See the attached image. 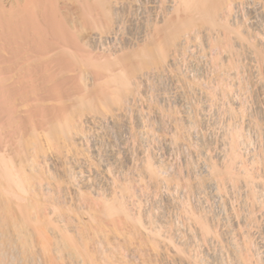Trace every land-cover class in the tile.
<instances>
[{
	"label": "bare ground",
	"instance_id": "bare-ground-1",
	"mask_svg": "<svg viewBox=\"0 0 264 264\" xmlns=\"http://www.w3.org/2000/svg\"><path fill=\"white\" fill-rule=\"evenodd\" d=\"M243 1L246 0H168L166 4L162 3L164 5V7L162 6L165 11L164 15L161 13L162 17L160 18L159 15L160 19L153 17L156 21L153 18L152 21L151 18H148L150 20L149 24L146 22L147 19L144 20L148 25L143 22L146 25H143L146 30L142 32V35H139L141 33L140 27H142L139 22L143 19L138 21L134 16L137 15L141 18L138 13L135 14L141 8V6L137 8L139 3H136L135 0H0V264H99L100 262L94 256L96 252L104 256L101 255L102 257H100L104 261L101 264H126V260L122 258L119 261L115 260L114 252H117L116 249H121L122 243L128 242L127 240L134 241L138 250L146 249L144 246L148 245L160 264H211L208 261H203L202 258L198 260L196 255L197 259L192 260V257L190 258L192 251L189 256L187 254L188 251L190 252L188 248L191 249L190 246L188 247L190 242L186 243L187 240L185 242L181 237H178V241L171 239L172 234L175 233H172L173 229L169 228L172 226L166 224L171 219L165 217L168 220L167 222L164 219V213V216H161V213L158 214L159 212L156 213L155 211L154 218L153 212L150 214L147 212L146 214L144 210L141 211L142 208L133 207V205H138L139 201L137 200V203L134 204L136 201L131 200L134 193L132 192L131 183L127 180V173L125 172V174L122 171L125 175L118 177L119 170L122 169L120 168L122 162H125V160L130 162L132 157L129 155L128 147L124 150L125 152L121 151V153L123 152V156H121L118 152L119 149L116 151L115 148L113 149L110 146L109 151H106V149L104 151L103 147L101 148L102 144L92 145L95 142H92V139L99 137V134L101 137L102 134L105 135V133L111 131L120 132L121 134L124 130L129 131L137 138L139 137L137 136L139 132L136 127L141 123L140 115H136V120L133 121L130 118L132 114L129 115L128 113V111L131 113L132 111L126 109L127 103L131 102L129 98L133 100L134 93L138 91L136 89H139L137 87H141L140 84L137 86V78L141 79L142 75L148 70L151 71V69L155 70V74L157 72L161 74L160 68L165 67L163 71L170 69L169 65L173 68V64L169 61L170 58L171 61L175 59L173 52L175 54L178 49L181 51V47L183 48L181 52L184 48L187 49L189 39L195 40L205 35L206 37H204L211 45L214 47L222 46L229 51L231 65L235 67L241 65L242 67L245 64L242 65L241 62V51L235 47L233 38L245 39L243 33L247 32L249 42H246L248 45L250 43V47L255 54L251 53L252 57L256 56L257 60L260 59L259 62L264 61V36L252 27L249 29V25L247 26L248 29L246 28L247 30L243 32L244 25L239 24L240 20L236 19V14H238H235V12H238L236 9L239 8L241 3H244ZM252 2L250 4L253 5L261 3L258 7L256 6L258 11H256V8L254 11L259 12L260 16L264 18V0H252ZM254 2L256 3L254 4ZM248 3L247 5H249ZM158 6L162 8L161 5ZM236 6L238 7L236 8ZM243 7L241 6L242 10H244ZM251 9L249 8L248 12L251 11L250 16H253L254 11ZM234 14L236 15L235 18ZM250 16L251 19L252 16ZM254 17L256 19L253 18L255 23L258 24L256 15ZM260 18L258 21L261 20ZM254 20H251L252 25ZM262 20L261 22L264 24V19ZM133 22L137 25V28L132 25ZM243 22L245 21L243 20ZM126 23L131 25L126 26ZM138 24L140 27H138ZM125 26L126 30L129 29L133 32L137 29L136 31L139 30V33L136 34V31L133 33L131 31L126 32ZM129 27L135 29L132 30ZM256 27L253 26V28L259 30ZM205 29L210 32L213 31L209 34ZM254 32L258 33L259 36H263L262 39L258 38L261 46L256 40V37L259 36L256 34L255 36ZM186 43L187 46L184 47ZM250 57L247 59H250ZM176 60L177 58L175 63ZM178 66L177 68H180ZM179 70L181 74V69ZM160 74L155 76L161 77ZM176 74H178L177 71ZM182 75H184L182 76L184 81L181 80V82H185V87L193 93V96L195 97V94L198 93L199 97H203L206 91L196 90V88L201 87L198 84L200 82L197 83V77H193L196 82L191 78L200 87L193 84V81L190 83L192 79L187 76V73ZM184 77H189L190 81H185ZM236 78L238 77L236 76ZM218 83L220 82L218 81ZM227 85L222 87L223 94H229L231 90L232 85L230 87ZM215 91H210L211 95ZM138 95L140 96V94ZM178 99L180 106H186L185 109L187 110L190 101L186 103L182 95ZM201 100H205V97ZM200 101L195 105L199 107L201 104L205 105L206 100L198 105ZM233 101L236 102L237 100L233 99ZM230 103H228V108L225 109L231 113L233 112V114L236 112L234 110L238 109L239 112L243 107V102L235 103L236 105L232 106ZM238 104L240 108L237 106ZM222 105L224 106V104ZM233 106L238 108L236 109ZM194 108L197 109L195 106ZM194 108L190 107L188 109L193 112ZM181 110L184 111V107ZM203 110H201L202 114H204ZM191 112L190 114L186 113L185 119L183 115L181 116L182 121L186 120V126L193 125L196 122H201L204 125L202 120L205 121V119L201 118V113L198 116L197 114H191ZM241 113L244 112L241 111ZM202 117L205 116L202 115ZM257 119L255 118L254 122L261 123L258 117ZM227 122H230V120ZM254 122L252 121L251 124ZM259 128L262 130L263 127L259 126ZM241 130L242 127L236 125L225 130L228 134L226 136V132L224 133L223 139L227 138L222 151L215 155L204 156L207 157L205 163L202 161L205 165H202L203 169L201 168L195 173L193 183L200 189H210L208 191L214 194H221L226 190L228 191L229 186L235 188L236 181L243 180L245 186H247L248 194L246 196L250 200L248 202L252 201V203L264 208V180L262 179L261 190H258L254 184L252 186L251 183H254L252 177H255V175L252 176V172L249 170L251 167L246 165L248 162H244L247 160L243 161L241 155L244 153L240 154L239 152V148H242V145L247 142L246 137L244 139V135H242L243 130ZM124 142L121 140V143ZM206 146H208L207 143ZM202 148L203 146L200 150ZM143 158V161H141L143 171L147 172L155 189L159 187L158 185L161 182L164 183L172 179L168 174L167 176L162 175L161 166L163 162L162 164H156L158 161H154V158L151 159L152 157L150 158L149 155ZM263 160L260 162H263ZM255 161L253 159V162ZM123 167L125 168V166ZM138 169L136 170L138 171ZM96 182L97 186H93L96 185ZM81 200L86 205L82 206ZM170 201L172 202V200ZM167 205L169 204L167 203ZM187 205L189 203L184 205L183 209L190 219L192 218L199 226L203 238L201 239L205 240L209 236L219 237L221 231L216 229L215 226L219 222H213L212 217L206 213L207 211L198 214L193 211V208V210L191 209V205ZM152 209L151 211H153ZM242 210L246 212V208ZM251 212H247L245 216V223L249 225L248 229L244 230L243 228L244 231L241 230V234L235 230V235L236 233L239 235L237 234L235 237L232 233L233 236H230L231 239L228 241L230 245L225 240L223 241L229 246L232 251L230 252L233 253L232 256L234 255L242 264H264V255L261 253L263 250L260 251L257 246L258 242L262 243L263 241L261 239L259 241V237L263 238L264 223L254 225L255 221ZM229 221L231 220L229 219ZM238 226L240 227V225ZM238 226L237 228H239ZM174 228L177 227L174 226ZM170 229H172V232ZM230 230L232 229L230 228ZM228 231L226 232L228 233ZM231 232L233 231H229V233ZM175 235L174 237H176ZM238 236L241 237L239 238L241 240L237 238ZM117 238H119L118 241H113ZM103 240L109 245V247L105 245L109 248V253L105 252L104 248L106 247L103 248L102 246ZM93 244H98L96 250H94L95 247L91 248ZM123 252L120 253L123 254ZM123 256L125 257V255ZM195 256L193 255V258ZM219 263L221 264V262ZM127 264L129 263L127 262Z\"/></svg>",
	"mask_w": 264,
	"mask_h": 264
},
{
	"label": "rangeland",
	"instance_id": "rangeland-1",
	"mask_svg": "<svg viewBox=\"0 0 264 264\" xmlns=\"http://www.w3.org/2000/svg\"><path fill=\"white\" fill-rule=\"evenodd\" d=\"M128 1V0H127ZM140 1V2H139ZM142 1V2H141ZM150 0H135L136 3H139L137 4V8H139L141 6V8H139L138 12H136L135 14L138 13V16H141V18L137 17V15H134L136 16L137 20L140 21V19H143L142 21H140V25L142 24V27H140V25L138 24V27L141 28V33H139L138 31H136L137 29L135 28H132V27H129L130 29L132 28L135 29L133 30V32L136 31V34L139 33V35H142V32H144L146 30V28L144 26L148 25L150 22V20L152 21L154 18L153 17H156L159 18V15H160V18L162 17V15H164L163 13H165V11L163 10L164 8V3L166 4V0L164 1H161V0H156V1H152L149 2ZM158 1V2H157ZM160 1V2H159ZM247 1V0H246ZM246 1H243L244 3H241L239 5V8H237L238 6H236V11L238 12H235L238 13L236 14L237 15V18L238 21H239V24L241 23L242 25H244V29H243V32L244 30H247L248 28L250 29V27H252V29H254L256 32H260V35H263L264 36V24L262 23L264 18H262V16H260V13L259 12H256L258 11L257 7L261 4L259 3V5H256L254 2L255 5L253 4H250L252 2V0L250 1H247V3L249 5H247ZM257 1V0H256ZM157 2V3H155ZM149 3H150V6H149ZM163 3V4H162ZM253 3V2H252ZM157 6H156V5ZM258 4V3H257ZM146 5V6H145ZM158 5H161L162 8H160V6ZM245 5V6H244ZM153 6V7H152ZM241 6L243 7L244 10H242ZM254 6V8H253ZM257 6V7H256ZM136 8V7H135ZM155 8V9H154ZM249 8H252L256 17H257V21L258 24L261 22V24H256L255 23V15L254 13L252 18L250 19L249 16L251 14V11L248 12V9ZM256 8V9H255ZM144 9V10H143ZM160 9H162L160 11ZM240 9V10H239ZM247 9V10H246ZM251 9V10H252ZM150 10V11H149ZM153 10V11H152ZM156 10V11H154ZM137 11V9H136ZM147 11V12H146ZM252 11V12H253ZM142 12V13H141ZM150 12V14H148ZM157 12V13H156ZM242 12V13H241ZM244 12V13H243ZM246 12V13H245ZM145 13V15H144ZM162 13V15H161ZM256 13H259L258 15ZM143 14V15H142ZM234 14V15H235ZM155 15V16H154ZM236 15L234 16V18L236 17ZM158 16V17H157ZM250 16V17H251ZM250 19H248V18ZM259 17H261L260 21L259 20ZM148 18H151L150 20H148ZM153 18V19H152ZM159 18V19H160ZM255 20H254V19ZM147 19V21H146ZM156 19H154V21H156ZM158 19V20H159ZM148 23H146L145 21ZM243 20L245 22H243ZM251 20H254L253 21V25H252V21ZM135 22V21H134ZM133 22V23H134ZM142 22V23H141ZM143 22H145L146 25L143 24ZM244 24H243V23ZM132 25H135V23ZM138 23V22H137ZM136 23V24H137ZM251 24V25H250ZM131 24L130 23H126V26H130ZM144 25V26H143ZM249 25V27L247 28V26ZM125 26V30L127 29ZM246 26V27H245ZM256 27L258 28L259 30H256L255 28ZM263 26V28H261ZM135 27L137 28V25H135ZM139 28V29H140ZM208 28V27H207ZM247 28V29H246ZM117 29V28H116ZM209 29V28H208ZM208 29H205V31ZM210 30V29H209ZM130 32L129 29L126 30V32ZM213 31V30H212ZM211 31V32H212ZM132 32V31H131ZM132 32V33H133ZM138 32V33H137ZM209 34L211 33L210 31H208ZM207 32V33H208ZM243 34H245V39L241 38V39H238V38H233V43L235 44V47H237V49L239 48V50L241 51V54L240 56H242L241 58V62H242V65L245 64L244 66L241 67V65H238V67H235L233 65L230 64V57L231 55H229V51L225 50V48H223L222 46H218V47H214L213 45H211L208 40H206L207 38H205L204 36H200L198 39H192L187 42L188 43V46H187V43L185 44L184 47H186L187 49L184 48L183 52L182 51V47L180 48L181 51H179L178 49V52H173V56L175 57V59L177 58L176 60V63H175V59H173L174 61H171L172 59L170 58V62L171 64H173L172 66H174L173 68L171 67V65H169L168 67L170 69H167L165 71H163L165 69V67H163V69H159L160 72H162L161 74L160 73H156L155 74V70L153 71V69H151L152 73L150 70H148L146 73H144L142 75V78H137V86L138 84H140L139 86L141 87H137L139 89H136L138 90L137 92L134 93V99L132 100L131 98L130 101L131 102H128L127 105V111L128 110H131L132 113L130 111H128L129 115H130V118L135 121L136 120V115H140V120H141V123L139 124L138 127V133L137 136H139L138 138L133 136L129 131H126V130H122L123 132H113L111 131L110 133H105L101 135L100 137V134H99V137L97 136L96 138H94V140L92 139V142H94L92 145H97V143L99 145H101V148L104 150L106 149V151H109V149H111L113 147V149L115 148L116 151H118L119 149V153L121 154V156H123V152L121 153V151H124L127 147H128V152H129V155H131L130 157V163H129L125 160L126 164H124L122 162V165L120 166V168H122L121 170H119V175L118 177H122V175H125L127 173V180H129V183H131V187H132V192L134 193V196L131 197V200L133 202H135L134 204L137 203V200L139 201V204L138 205H133V207H137V209L139 208H142V210H144V212L147 214V212L150 214L152 213L154 218H155V211L156 213L160 214L161 213V216H164V219L168 218V219H171V221L167 220L168 223V226H172V227H169V228H172L173 229V232H172V229H170V231L172 233H177L176 235L175 234H172L171 236V233H170V236L172 237L171 239L172 240H176L178 241L179 238L181 237V239H183L185 242L187 240L186 243L190 244L188 245V247L190 246V248H188L190 250V252L188 251V256L189 254H191V251H192V255H190V258L192 260L194 259H197L198 257V260H201L200 258L203 259V261H208L209 263L211 264H214L215 262L219 263L221 262V264H232V260H233V264H242V262H239L238 259H236L234 257V255L232 256L233 253H231L232 251L230 250L229 246L226 244L230 241L229 239H231L230 236H237L238 233H236L235 235V230L236 232L242 230H246L247 227H249V225L247 224L246 225V219H245V216L247 215V212H250L252 211V215H253V219H254V225H261L260 223H264V208L263 207H260L258 206L256 203H252V201L249 203L248 201L249 198L246 196L247 193V186H245V183L244 181H239V183H237L238 181H236L235 183V188L233 187H228V191L226 190V192H223L221 194H214L213 192L211 191H208L210 189H206V190H203V189H200L198 187H196V185L193 183V180H194V176H195V173L198 172L199 170H201V168L203 169L202 165L204 166L205 164V158L207 157H204L206 155H215L217 154L219 151H222V147H224V143L226 141V138H224V136L226 135L227 136V132L225 130H227L228 128H232V126L236 125V126H239V127H242V135H244V139L246 137V144L242 145L243 147L239 148L240 149V154H243L241 155L243 161L244 160H247V161H244V162H248L246 165H248V168L249 170L252 172V176L255 175V177H252V181H254V183H251L252 186L255 185L256 188H258V190H261L262 186L263 185V180H264V61H260V59L257 60V57L254 56L252 57L254 54L253 50L251 49L250 47V43L248 45V43L246 41H248V35L247 32H244ZM256 33L254 32V35ZM258 34V33H257ZM256 34V35H257ZM255 35V36H256ZM254 36V37H255ZM259 36V35H257ZM263 36H259V37H256L254 39L258 40V38H261ZM203 37H204V41H203ZM264 39V38H263ZM195 42H194V41ZM243 40V41H242ZM245 40V41H244ZM240 41H242L240 43ZM260 40H258L259 42ZM197 42V43H196ZM199 42V43H198ZM205 42V43H204ZM249 42V41H248ZM193 43V44H192ZM238 46H237V44ZM192 44V45H191ZM210 44V45H209ZM204 45V46H203ZM209 45V46H208ZM259 45L261 46V43L259 42ZM192 46V47H191ZM195 46V47H194ZM203 46V47H202ZM243 47V48H242ZM194 48V49H193ZM216 48V49H215ZM253 48V47H252ZM193 49V50H192ZM242 49V50H241ZM251 49V50H250ZM202 50V52H201ZM246 50V51H245ZM250 50V51H249ZM194 53H193V52ZM219 51V52H218ZM223 51V52H222ZM192 52V53H191ZM206 52V53H205ZM210 52V53H209ZM217 52V53H216ZM225 52V53H224ZM244 53V54H243ZM245 53H249L248 56L247 54ZM253 55H252V54ZM216 56H215V55ZM220 54V56H219ZM184 55H187V56H184ZM200 55V56H199ZM251 57H250V56ZM171 56V57H173ZM179 56V57H178ZM184 56V57H183ZM194 56V57H193ZM202 56V57H201ZM223 56V57H222ZM183 57V58H182ZM193 57V58H192ZM229 57V58H228ZM246 57V58H245ZM252 59H247L249 58ZM256 60H255V59ZM181 59V60H180ZM197 59V60H196ZM217 59V60H216ZM229 59V60H228ZM245 59V60H244ZM247 59V60H246ZM219 60V61H218ZM189 61V62H188ZM195 61V62H194ZM248 62L246 64V62ZM173 62V63H172ZM186 62V63H185ZM229 62V63H228ZM244 62V63H243ZM258 62V63H257ZM227 63V64H225ZM252 63V64H251ZM176 64V65H175ZM181 64V65H180ZM179 65V66H178ZM188 65V66H187ZM180 67V68H177ZM187 66V67H185ZM215 66V67H214ZM219 66V67H217ZM185 67V68H184ZM202 67V68H201ZM214 67V68H213ZM224 67V68H223ZM245 67V68H244ZM177 68V69H176ZM187 68V69H186ZM240 68V69H239ZM259 68V69H258ZM173 69V70H172ZM181 69V74H180V70ZM192 69V70H191ZM195 69V70H194ZM217 69V70H216ZM226 69H229V70H226ZM169 70V71H168ZM172 70V71H171ZM179 70V71H178ZM190 70V71H188ZM199 70V71H198ZM212 70V71H211ZM175 71V72H174ZM176 71L178 74H176ZM188 71V72H187ZM205 71V72H204ZM246 71V72H245ZM151 74H150V73ZM173 72V74H172ZM200 72V73H199ZM202 72V73H201ZM249 72V73H248ZM188 74L187 76H189L190 78L192 77H197L196 79L198 80V83L199 85H196L195 84V79L193 81V79L190 81V78L187 77L185 78V81H190V83H192L193 81V84H195L196 86H199L200 88H196L197 89H200V91L203 90L206 91L204 92V96L205 97V100H201L200 99H203V97H199V94L196 93L195 94V98L193 96V93H191L186 87H185V82L183 83V77L184 75L182 74ZM206 73V74H205ZM260 73V74H259ZM149 74V75H148ZM159 76H155V75H159ZM167 74V75H165ZM172 74V75H171ZM191 74V75H190ZM217 74V75H216ZM248 74V75H247ZM148 75V76H147ZM194 75H197V76H194ZM200 77H199V76ZM224 75V76H223ZM146 76V78H145ZM172 76V77H171ZM177 76V77H176ZM181 76V77H180ZM236 76L238 78H236ZM257 76V77H256ZM179 77V78H178ZM178 78V79H177ZM206 78V79H204ZM213 78V79H212ZM222 78V79H221ZM231 78V79H230ZM140 79V80H139ZM143 79V80H142ZM147 79V81L145 82V80ZM168 79V80H167ZM187 79V80H186ZM200 79V80H199ZM238 79V80H237ZM162 80V81H161ZM170 80V81H169ZM172 80V81H171ZM181 80H183L181 82ZM203 80V82H202ZM227 80V81H226ZM247 80V81H246ZM259 80V81H258ZM179 83H178V82ZM218 81L220 83H218ZM263 81V82H262ZM233 82V83H232ZM210 85H209V84ZM236 83V84H235ZM183 84V85H182ZM203 84V85H202ZM206 84V85H205ZM213 84V85H212ZM228 84V85H227ZM170 85V86H169ZM174 85V86H173ZM194 85V86H195ZM228 86L230 87L231 85V90L229 91V94L226 93V94H223L222 92V87L224 86ZM146 86V88H145ZM180 86V88H179ZM182 86V87H181ZM195 86V87H196ZM160 87V88H159ZM188 87V86H187ZM235 87V88H234ZM260 87V88H259ZM183 88V89H181ZM212 88V89H211ZM214 88V90H213ZM255 88V89H254ZM263 88V90H262ZM147 89V90H146ZM179 89V90H178ZM202 89V90H201ZM216 89V91H215ZM176 91V92H175ZM181 91V92H180ZM185 92V96L183 94V92ZM210 91H215L213 93V95H211ZM242 91V92H241ZM252 91V92H251ZM262 91V92H260ZM192 94H190V93ZM202 92V94H203ZM242 94H241V93ZM137 93V94H136ZM140 94V96L138 95ZM182 95L183 98H185V102L188 103V107H187V110L185 109L186 106H180V103H179V97ZM191 95V96H190ZM228 98H227V97ZM232 96V97H230ZM241 96V97H240ZM248 96V97H247ZM262 96V97H261ZM191 97V98H190ZM209 99H208V98ZM217 97V98H216ZM219 97V98H218ZM221 97V98H220ZM234 97V98H233ZM247 97V99H246ZM223 98H224V101H223ZM231 100H230V99ZM245 98V99H244ZM137 99V100H136ZM192 99V100H191ZM233 99L237 100L239 99V101L237 102H234ZM249 100V101H248ZM139 101V102H137ZM194 101V102H193ZM198 105L202 103H204L205 101V105L201 104V106H196L197 105V102H199ZM211 101V102H210ZM231 101V103H230ZM233 101V102H232ZM133 102H136V103H133ZM243 102V108L238 112L236 106H233L235 107L237 110H234L236 112H234V114L238 115H234L233 112H229L228 110L226 111V109L228 108V103L232 105H236L237 103H241ZM262 102V104H261ZM130 103V104H129ZM132 103V105H131ZM207 103V104H206ZM215 103V104H214ZM224 104V106L222 104ZM236 103V104H235ZM160 104V105H159ZM194 104V105H193ZM196 104V105H195ZM259 104V105H258ZM134 105H135V109H134ZM168 105V106H167ZM170 105V107H169ZM172 105V106H171ZM193 105V106H192ZM213 105V106H212ZM249 105V106H248ZM194 106L197 108L195 109ZM203 106V107H202ZM239 106V104L237 105ZM166 107V108H165ZM180 107V109H179ZM184 107V111L181 110L183 109ZM191 108H194L193 112L189 111V109ZM199 107V109H198ZM224 107V108H223ZM144 108V109H143ZM160 108V109H159ZM189 108V109H188ZM216 108V109H215ZM221 108V110H220ZM226 108V109H225ZM234 108V109H235ZM240 108V106H239ZM257 108V109H256ZM261 108V109H260ZM137 109V110H136ZM171 109V110H170ZM179 109V111H178ZM203 110V113H201V110ZM148 110V111H147ZM169 110V111H168ZM192 110V109H191ZM196 110V111H195ZM213 110V111H212ZM136 111V112H135ZM157 111V112H156ZM186 111V112H185ZM197 111H200V112H197ZM210 111V112H209ZM241 111H243L244 113H241ZM161 112V113H160ZM164 112V113H163ZM183 112H185V114H183ZM199 114L201 113V118L202 119H205L202 120V122H204V125H202L201 122H196L194 124L196 125H189V126H186L185 122L186 120L182 121V115H183V118L185 117L186 113L187 114ZM197 112V113H196ZM251 112V113H250ZM136 113V114H135ZM142 113V114H141ZM163 113V114H162ZM208 113V114H207ZM230 113V114H229ZM238 113H241V114H238ZM165 114V115H164ZM206 114V115H205ZM213 114V116H212ZM232 114V115H231ZM170 115V116H169ZM176 117H175V116ZM178 115V116H177ZM198 115V116H199ZM202 115H204L205 117H202ZM215 115V117H214ZM227 115V116H226ZM234 115V116H233ZM161 116V117H160ZM166 116V117H165ZM233 116V117H232ZM134 117V118H133ZM164 117V118H163ZM176 119H175V118ZM244 117V118H243ZM257 117L259 118V120H261L259 122ZM179 118V119H178ZM222 118V119H221ZM246 118V119H245ZM257 119V121L254 122V119ZM185 119V118H184ZM212 119V120H211ZM145 120V121H143ZM159 120V121H158ZM168 120H171V121H168ZM220 120V121H219ZM230 122H227L229 121ZM250 120H252L254 123L251 124ZM158 121V122H157ZM163 121V122H162ZM180 121V122H179ZM211 121V123H209ZM239 121V122H238ZM169 122V123H168ZM206 122V123H205ZM257 122V124H256ZM200 123V124H199ZM217 123V124H215ZM260 125H259V124ZM153 124V126H152ZM223 124V125H222ZM232 124V125H231ZM244 124V125H243ZM249 124V125H248ZM254 124H256L254 126ZM182 125V126H181ZM209 125V126H208ZM221 127H220V126ZM241 125V126H240ZM247 125V126H246ZM260 127H263L262 130L259 128ZM150 126V127H149ZM175 126V127H174ZM190 126H192L190 128ZM228 126V127H227ZM231 126V127H230ZM149 127V128H148ZM154 127V129H153ZM158 127V128H157ZM227 127V128H225ZM247 127V128H246ZM147 128V129H146ZM160 128V129H159ZM184 128V129H182ZM214 128V129H213ZM219 128V129H218ZM224 128V129H223ZM151 129V130H150ZM162 129V130H161ZM216 129V130H215ZM260 129V130H259ZM140 130V131H139ZM154 130V131H153ZM200 130V131H198ZM206 130V131H205ZM215 130V132H214ZM259 130V131H258ZM147 131V132H146ZM262 131V132H261ZM125 132V133H124ZM207 132V133H205ZM220 132V133H219ZM226 132V133H225ZM143 133V134H142ZM225 133V135H224ZM256 133V134H255ZM259 133V134H258ZM109 134V135H107ZM130 136H128V135ZM118 135V136H117ZM125 135H127L125 137ZM143 135V136H142ZM148 135V136H147ZM188 135V136H187ZM263 135V136H262ZM104 136H105V139H104ZM107 136V137H106ZM110 136V137H109ZM124 136V137H123ZM141 136V137H140ZM147 136V137H146ZM116 137V138H115ZM133 137V138H132ZM100 138V139H99ZM102 138V139H101ZM110 138V139H109ZM123 138V139H121ZM128 140H127V139ZM136 138V139H135ZM141 138V139H140ZM212 138V139H211ZM261 138V139H260ZM112 139V140H111ZM219 139V140H218ZM102 140H103V143H102ZM115 140V141H114ZM121 140L122 142L124 143H121ZM138 140V141H137ZM139 140H141L139 142ZM221 140V141H220ZM107 141V142H106ZM112 141V142H111ZM135 141V142H134ZM197 141V142H196ZM204 141V142H203ZM214 143H213V142ZM250 141V142H249ZM90 141V143H92ZM106 142V144H105ZM137 142V143H136ZM200 142V143H199ZM219 142V143H218ZM261 142V143H260ZM110 143V144H109ZM113 143V144H112ZM120 143V144H119ZM143 143V144H142ZM206 143L208 144V146H206ZM210 143V144H209ZM128 144V145H127ZM136 144V145H135ZM199 144V146H198ZM202 144V145H201ZM248 144V145H247ZM254 146H253V145ZM105 145V146H104ZM114 145V146H112ZM122 147H121V146ZM204 145H205V148H204ZM219 145V146H218ZM222 145V146H221ZM251 145V146H250ZM107 146L108 149H107ZM111 146V148H110ZM136 148H135V147ZM195 146V147H194ZM203 146L202 150L201 147ZM246 146V147H245ZM95 147V146H94ZM121 147V148H120ZM125 147V148H124ZM216 147V148H215ZM245 147V148H244ZM248 147V148H247ZM99 148V147H98ZM210 148V149H209ZM262 148V150H261ZM133 149V150H132ZM198 149V150H196ZM212 149V150H211ZM214 149V150H213ZM216 149V150H215ZM217 149H220V150H217ZM132 150V151H131ZM146 152H145V151ZM207 150V151H206ZM210 150V151H208ZM245 150V152H244ZM105 151V150H104ZM131 151V152H130ZM143 151V152H141ZM204 151V152H203ZM243 151V152H242ZM254 151V152H253ZM125 152V151H124ZM150 152V153H149ZM199 152V153H198ZM211 152V153H210ZM131 153V154H130ZM205 153V154H204ZM246 153H249V154H246ZM137 154V155H136ZM143 154V155H141ZM146 154V155H145ZM252 154V155H251ZM153 159L154 158V161H158L156 162V164H162L163 162V165L161 166V172L163 173L162 175L164 176H168L172 179H170V181H167V182H161L160 184L162 185H158L159 187L155 189V186L151 180V178L147 175V172L143 171V168H142V162L143 161V157H146L148 156ZM201 155V156H200ZM245 155V156H244ZM248 155V156H247ZM251 156V157H250ZM244 157V158H243ZM251 159H250V158ZM257 159H256V158ZM136 158V159H135ZM156 158V159H155ZM250 159L248 161V159ZM255 162H253V159ZM201 161H199V160ZM261 159V160H260ZM263 160V162H260V161ZM137 163L135 164L134 162ZM191 161V162H190ZM194 165H193V163ZM204 163H203V162ZM192 163V164H191ZM252 163V164H251ZM254 163V164H253ZM124 164V165H123ZM127 164H130L129 166ZM139 164V165H138ZM199 164V165H198ZM137 165V167H136ZM125 166V168L123 167ZM127 167V169H126ZM135 167V169H134ZM128 168H129V171H128ZM137 168L138 171L136 170ZM126 169V170H125ZM194 171H193V170ZM254 171H253V170ZM258 169V170H257ZM196 170V171H195ZM256 170V171H255ZM122 171H124L123 174ZM131 171V172H130ZM143 175H141L140 174ZM122 173V174H121ZM138 175V176H137ZM172 175V176H171ZM145 176V178H144ZM260 176V177H259ZM193 177V178H192ZM148 178V179H147ZM188 179V180H187ZM261 179V180H260ZM263 179V180H262ZM141 180V181H140ZM257 182H256V181ZM261 182H260V181ZM132 181V182H131ZM139 181V182H138ZM191 183V184H190ZM193 183V184H192ZM260 183V184H258ZM254 184V185H253ZM134 185V186H133ZM230 185V184H229ZM260 185V186H259ZM93 186H97V182H96V185H93ZM165 186V187H164ZM148 187V188H147ZM237 187V188H236ZM144 190H143V189ZM233 188V189H232ZM96 189V188H94ZM236 189V190H235ZM163 191V192H162ZM154 193V194H153ZM225 193V194H224ZM238 193V194H237ZM156 194V195H155ZM203 194V195H202ZM227 194V195H226ZM241 194V195H240ZM149 197H147V196ZM200 195V196H199ZM213 195V196H212ZM162 196V197H161ZM211 196V197H210ZM221 197V200H220V197ZM224 196V197H223ZM227 196V197H226ZM244 196V197H243ZM141 197V198H140ZM154 197V198H153ZM169 197V198H168ZM171 197V198H170ZM214 197V198H212ZM233 197V199H232ZM262 197V196H261ZM264 197V196H263ZM140 198V199H139ZM172 200V202L170 200ZM200 199V200H199ZM247 199V200H246ZM180 200V201H179ZM186 200V202H185ZM223 200V202H222ZM170 201V203H169ZM238 201V202H237ZM82 202V203H81ZM81 205L84 206L86 205V203L84 204L83 200H81ZM159 202V203H158ZM166 202V203H165ZM175 202V203H174ZM189 203V205H191V209L193 211H195L196 213L199 214L200 213H204L206 212L208 215H210L213 219V222H216L218 224L214 225L216 226V229H219V231H221L219 233V237L218 236H209L208 238H206L205 240H202V236H201V233H200V229H199V226L196 225L197 223L194 222V220L187 215V213L185 212V210L183 209L184 208V205H186ZM247 202V203H246ZM163 203V204H162ZM167 203L169 205H167ZM184 203V204H183ZM225 203V205H224ZM227 203V204H226ZM239 203V204H238ZM241 203V205H240ZM147 204V205H146ZM153 204V205H152ZM220 204V205H219ZM222 204V205H221ZM246 204V205H245ZM256 204V205H255ZM153 207H152V206ZM187 205V206H189ZM254 205V207H253ZM96 206V205H95ZM161 206V208H160ZM168 206V207H167ZM176 206V207H175ZM236 206V207H235ZM243 206V207H241ZM171 207V208H170ZM174 207V208H173ZM240 207V208H239ZM134 208V209H135ZM146 208V209H145ZM153 208V209H152ZM158 208V209H157ZM169 208V210H168ZM205 208V210H204ZM246 208V212H244L245 210H242V209H245ZM250 208V209H249ZM262 208V210H261ZM150 209V210H149ZM151 209L153 211H151ZM223 209V210H222ZM233 211H232V210ZM240 209V210H239ZM148 210V211H147ZM150 211V212H149ZM164 211V212H163ZM184 211V213H183ZM232 211V212H231ZM143 212V211H142ZM169 212V213H168ZM215 212V213H214ZM263 212V213H262ZM164 213V215H163ZM166 213V214H165ZM172 215H171V214ZM244 213V214H243ZM170 214V215H169ZM167 215V216H166ZM213 215V216H212ZM230 215V217H229ZM234 215V216H233ZM221 216V217H220ZM225 216V217H224ZM166 217V218H165ZM227 220H226V219ZM231 221H229V219ZM240 218V219H239ZM260 218V219H259ZM219 219V220H217ZM223 219V220H222ZM257 219V220H256ZM235 220V222H234ZM263 220V221H262ZM229 223H228V222ZM244 221V222H243ZM171 222V223H170ZM177 222V223H176ZM225 222V223H224ZM228 223V224H227ZM169 224H172V225H169ZM222 224V225H221ZM229 226H227V225ZM234 225V227H233ZM240 225V227L238 226ZM177 227V228H174ZM231 226V227H230ZM237 226L239 228H237ZM224 227V228H223ZM227 229H226V228ZM253 227V226H252ZM164 228V227H163ZM180 228V229H179ZM189 228V229H188ZM230 228L232 230H230ZM244 228V230H243ZM251 228V227H250ZM255 228V227H254ZM223 229V230H222ZM226 229V230H225ZM238 229V230H237ZM248 229V228H247ZM253 229V228H252ZM177 230V231H176ZM190 230V231H189ZM233 231L231 233H229V231ZM228 231V233L226 232ZM183 232V233H182ZM187 232V233H186ZM192 232V233H191ZM199 232V233H198ZM226 232V233H225ZM233 233V235H232ZM190 234H191V237H190ZM193 234V235H192ZM227 234L228 236H223ZM241 234V233H240ZM262 236L263 238L259 237V241L263 240L264 241V229L262 230ZM174 235L176 237H174ZM180 235V236H178ZM239 235V234H238ZM241 236V235H240ZM240 236H238L237 238H241ZM102 237V236H101ZM179 237V238H178ZM183 237V238H182ZM190 237V238H189ZM195 237V238H194ZM200 237V238H199ZM217 237V238H216ZM222 237V238H221ZM100 238V237H99ZM103 238V237H102ZM101 238V239H102ZM187 238V239H186ZM202 238V239H201ZM227 238V239H226ZM104 239V238H103ZM119 238H117L116 240L114 239L113 241H118ZM180 239V240H181ZM194 239V240H193ZM201 241H200V240ZM207 239H210L209 241ZM219 239H220V242H219ZM261 239V240H260ZM193 240V242H192ZM225 240V242L223 241ZM241 240V239H239ZM123 241V240H122ZM128 242H124L122 243L121 242V239H120V242L122 243V247L121 249H116L117 252L115 251V260H126V264L127 262L129 264H160L157 259V257L155 256V254L151 251V249L148 247V245L144 248L146 249H142V250H138L136 247H135V244H134V241H131V240H127ZM258 242L257 243V246L258 248L263 251H261V253L264 255V243ZM203 243V244H202ZM206 243V244H205ZM214 243V244H213ZM220 243V244H219ZM92 244V243H91ZM129 244V245H128ZM98 244H93L91 246V248L93 249L94 247V250H96V246ZM109 247L108 243L103 240L102 242V246L103 248L106 247V246ZM186 245V246H187ZM197 245V247H196ZM223 245V246H222ZM230 245V244H229ZM263 245V246H262ZM125 246V247H124ZM219 246V247H218ZM226 247V248H225ZM263 247V248H262ZM107 248V247H106ZM104 248L105 252H108L109 251V248ZM124 248H127V249H124ZM219 248V249H218ZM228 248V249H227ZM122 249H124L126 252H123ZM139 253H137L136 251ZM210 251H209V250ZM214 249V250H213ZM217 249V250H216ZM195 250V251H194ZM200 250V251H199ZM224 250V251H223ZM118 251L120 252H123V254H121L120 252L118 253ZM141 251V252H140ZM216 251V252H214ZM231 251V252H230ZM133 252V253H132ZM109 253V252H108ZM194 253V254H193ZM217 253V254H216ZM202 254V255H201ZM103 254H100V253H94V256L98 259V261L100 262L99 264H101V262H104L102 261V259L100 257H102ZM118 257H117V256ZM125 255V257L123 256ZM141 255V256H140ZM145 255V256H144ZM193 255L195 256V258H193ZM122 256V257H121ZM207 256H210L209 258ZM221 258H220V257ZM228 258H227V257ZM104 257V256H103ZM124 257V258H123ZM127 257V258H126ZM135 257V258H134ZM217 257V258H216ZM231 257V258H230ZM235 259H234V258ZM122 258V259H121ZM138 258V259H137ZM156 258V259H155ZM233 258V259H232ZM214 259V260H213ZM101 260V261H100ZM218 260V261H217ZM125 262V261H124ZM225 262V263H224ZM231 262V263H230ZM216 263V264H217ZM185 264V263H183ZM220 264V263H219Z\"/></svg>",
	"mask_w": 264,
	"mask_h": 264
}]
</instances>
